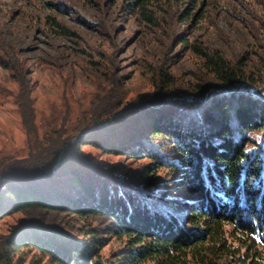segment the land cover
Segmentation results:
<instances>
[{
	"label": "trees",
	"instance_id": "trees-1",
	"mask_svg": "<svg viewBox=\"0 0 264 264\" xmlns=\"http://www.w3.org/2000/svg\"><path fill=\"white\" fill-rule=\"evenodd\" d=\"M191 1L206 0L128 3L157 25L160 7L171 2L185 6L181 22L191 19ZM194 51L212 76L194 95L164 57L150 71L153 92L132 98L114 59L101 54L107 60L93 64L107 83L99 81L73 121L67 111L41 132L19 50L0 46V65L19 81L15 99L28 142L26 155L0 157V264H26L34 251L40 259L32 264H264V71L208 46ZM83 143L124 156L131 167L106 165ZM33 207L112 222L106 236L89 239L33 219L9 222ZM115 239L121 248L103 254Z\"/></svg>",
	"mask_w": 264,
	"mask_h": 264
},
{
	"label": "rangeland",
	"instance_id": "rangeland-1",
	"mask_svg": "<svg viewBox=\"0 0 264 264\" xmlns=\"http://www.w3.org/2000/svg\"><path fill=\"white\" fill-rule=\"evenodd\" d=\"M128 1L0 0V46L9 44L19 50L41 132L50 123L59 124L67 111L73 121L89 106L99 81L107 83L106 74L93 64L94 60H107L101 59V54L114 59L131 98L153 92L150 71L164 57L174 79L188 95H194L198 85L212 78L202 68L196 46L220 50L255 72L264 71V0L191 1L187 7L192 18L185 23L181 22L185 6L171 2L160 7L158 14L163 21L157 25L146 23L137 10L130 11ZM51 18L77 35L61 34ZM18 90L13 70L0 65V157L28 152L15 99ZM82 150L106 165L131 167L128 158L104 154L90 143H83ZM20 217L62 228L82 239L98 232L106 236L112 222L107 216L39 207L21 210L10 216L9 222ZM5 228L2 224L0 230ZM120 248L115 239L103 248V254ZM35 252L24 255L26 264L40 259ZM42 264L53 263L46 259Z\"/></svg>",
	"mask_w": 264,
	"mask_h": 264
}]
</instances>
